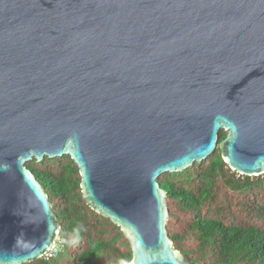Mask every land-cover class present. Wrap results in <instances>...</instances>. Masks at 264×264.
<instances>
[{
	"label": "water",
	"instance_id": "1",
	"mask_svg": "<svg viewBox=\"0 0 264 264\" xmlns=\"http://www.w3.org/2000/svg\"><path fill=\"white\" fill-rule=\"evenodd\" d=\"M218 147L233 171L264 174V0H0V264L56 244L26 163L63 156L129 264H192L159 178Z\"/></svg>",
	"mask_w": 264,
	"mask_h": 264
},
{
	"label": "trees",
	"instance_id": "2",
	"mask_svg": "<svg viewBox=\"0 0 264 264\" xmlns=\"http://www.w3.org/2000/svg\"><path fill=\"white\" fill-rule=\"evenodd\" d=\"M227 137L220 131L219 143ZM49 196L60 225L61 246L26 264H129L131 245L119 226L84 200L81 174L70 156L26 163ZM159 183L167 193V232L193 264H264V174L233 171L220 147L203 162ZM83 225L80 240L69 244Z\"/></svg>",
	"mask_w": 264,
	"mask_h": 264
},
{
	"label": "clouds",
	"instance_id": "3",
	"mask_svg": "<svg viewBox=\"0 0 264 264\" xmlns=\"http://www.w3.org/2000/svg\"><path fill=\"white\" fill-rule=\"evenodd\" d=\"M241 175V174H240ZM163 176V175H162ZM161 176V177H162ZM160 177V178H161ZM40 183V182H39ZM41 184V183H40ZM169 208V207H168ZM170 211V210H169ZM55 213V212H54ZM170 216V215H169ZM169 220V219H168ZM168 223V222H167ZM84 230V228H83V225H80V226H78V227H76L74 230H73V233H72V237L67 241V243H69V244H77L78 242H79V240H80V232L81 231H83ZM59 240H61L62 241V239L60 238V233H59V237H58V240H57V242H56V244L58 245V243H59ZM174 243V242H173ZM55 244V245H56ZM175 246V245H174ZM49 252V251H48ZM181 252V251H180ZM46 255H47V253H46ZM45 256V255H44ZM43 256V257H44ZM186 256V255H185ZM193 264V263H192Z\"/></svg>",
	"mask_w": 264,
	"mask_h": 264
},
{
	"label": "built area",
	"instance_id": "4",
	"mask_svg": "<svg viewBox=\"0 0 264 264\" xmlns=\"http://www.w3.org/2000/svg\"><path fill=\"white\" fill-rule=\"evenodd\" d=\"M59 251L58 245H54L51 250L47 253L50 257L55 256L57 252Z\"/></svg>",
	"mask_w": 264,
	"mask_h": 264
},
{
	"label": "rangeland",
	"instance_id": "5",
	"mask_svg": "<svg viewBox=\"0 0 264 264\" xmlns=\"http://www.w3.org/2000/svg\"><path fill=\"white\" fill-rule=\"evenodd\" d=\"M61 243H62V241H61V240H59V244H60V246H61Z\"/></svg>",
	"mask_w": 264,
	"mask_h": 264
}]
</instances>
